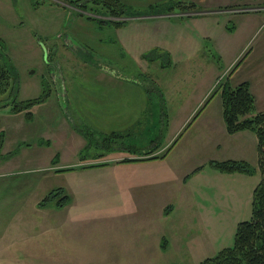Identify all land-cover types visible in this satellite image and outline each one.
I'll return each instance as SVG.
<instances>
[{
    "label": "rangeland",
    "instance_id": "1",
    "mask_svg": "<svg viewBox=\"0 0 264 264\" xmlns=\"http://www.w3.org/2000/svg\"><path fill=\"white\" fill-rule=\"evenodd\" d=\"M189 1L195 6L187 10L208 12L172 21L177 31L171 23L163 36L169 52L150 46L140 56L120 44L127 33L136 49L148 46L152 23L143 29V22L121 27L116 22L160 11L178 13ZM208 1L216 0H0V62L14 86L10 95L9 90L0 93L4 147L23 144V136L31 144H48L39 150L46 153L42 162L65 161L64 170L41 180L94 195V210L78 216L93 228L88 239L99 242L101 250L109 248V235L126 240L127 251L115 252L111 244V251L69 264H198L231 246L237 223L249 219L260 171L257 160L242 158L253 156L254 148L257 159L255 133L212 150L201 128L209 124V113L221 108L223 82L249 80L263 89L264 24L246 37L242 24L250 14L228 12L236 6ZM105 4L119 15L111 17ZM258 95L256 110L264 103L262 91ZM38 97L28 106L29 115H8L9 105L2 106ZM105 104L113 111H104ZM190 108L205 111L174 134L172 128ZM64 121L78 135L71 130L57 134ZM81 136L87 143L77 153ZM152 150L162 153L148 161H121ZM226 159L245 160L252 170L221 171L211 163ZM90 161L96 164L87 165ZM2 210L8 211L7 205H0ZM84 224L76 221L74 230ZM162 240L166 248H160ZM0 264L59 261L7 254Z\"/></svg>",
    "mask_w": 264,
    "mask_h": 264
},
{
    "label": "crops",
    "instance_id": "2",
    "mask_svg": "<svg viewBox=\"0 0 264 264\" xmlns=\"http://www.w3.org/2000/svg\"><path fill=\"white\" fill-rule=\"evenodd\" d=\"M189 2L195 3V1ZM207 4L236 6L231 9L228 8L225 11L250 14L242 24V31L246 37L253 36L261 25L264 24V0H216L210 2L208 1ZM207 12L208 11L201 12L196 10H181L178 13L161 11L144 16L127 17L125 18V21L119 25L120 27L130 21L132 23L131 25L143 22L145 23V25L143 24L144 29L147 24L151 22L152 30L148 35L152 38V40L148 41V46L136 49L135 46L137 43L133 44V42L129 39L130 37H128L129 34L127 35L126 33L127 36L125 34L124 36H121L120 44L127 52L130 51L136 55L139 54L140 56H142L144 51H146L145 48H149L150 46L159 47L165 51L167 47L165 45V41L163 40V36L166 37L170 33L171 23L173 24L172 30L177 31L176 26L172 21L197 17L199 14ZM185 46L186 45H183L184 48ZM262 47L264 48V45H262ZM169 51L170 50L167 52ZM261 68L260 83L263 84L264 63ZM233 73L234 71L230 74V76H232ZM240 81L243 80L240 79L236 82L238 83ZM255 84L256 83L249 81L250 89L255 97V103L257 104V102H259L258 99L262 98V96L258 95V93L262 91L264 94V87L263 89L260 87L255 88ZM200 96L201 95H198L196 100H200L201 102ZM107 106L108 105L105 104L104 111H113L111 107L107 109ZM257 106L258 110L264 109V103H259ZM7 111L8 115L12 113L15 115L23 112ZM204 111L205 110L203 109L202 111L195 113L194 109L190 108L183 114L182 118L179 119L177 123L178 125L172 128L175 130L174 134L181 130L187 120L190 122L192 118L196 119L197 116L201 115ZM173 113L175 116V112ZM209 115V124L201 128V132H204L205 135L207 134V143L209 144V148L212 150H216L220 147L223 141H228L229 139L234 140L237 143L241 141L243 142L245 138H247V140L249 139L250 131L248 130L227 133L221 108L211 114L209 113ZM60 123L61 122H59L57 134L59 133V130H63V132L65 130H71V132L73 131V134L78 133L77 130L69 124L65 125V121L61 123L62 125H60ZM173 125H175L174 122ZM174 136L175 135H172L171 138ZM81 137H79L81 144L76 149L78 152L75 150V153H79V150L81 151L87 143V139L85 140ZM25 138L26 136L21 138V140H23V144L17 143L12 147L5 148L3 141L0 147L2 155H6L4 157H0V205H2L3 208H5V205L8 207V211H0V258L9 254L10 257L13 258L22 257L27 260H32L34 258L38 260L51 259L59 261V264H69L68 262H73L74 260L88 261L89 255H94L97 251H111V244L116 247L114 249L115 252L119 250L127 251V247L125 246L126 240L124 239L113 240L111 235H109L108 239L105 241L109 242V248L105 249L104 247L103 250L97 248V244H99V242L88 239L93 236L91 235L93 228H91L83 218H78V216L84 213H91L94 210V195L89 191L67 192L59 186H53L48 181H42V178L46 179L49 175H56L59 171L64 170V168L60 166L65 161L59 163L58 159L52 165V158H47V161L49 159L48 162H42V158H46V156H44L46 153L39 150L43 146L47 148L48 144H42L39 141L31 144L30 142L24 141ZM252 142L255 143V139ZM37 151L39 152L37 153ZM71 151L74 152V148H71ZM252 151L253 156L250 158H238L255 162L257 159L255 157L254 148ZM160 153H162V150H152L146 155L141 154L137 156L132 154L124 157V159L142 158L135 161H148V156H156ZM120 158L121 157H116L115 159L120 160ZM86 164L90 165L96 163H94V161H90ZM65 168L69 167L67 166ZM41 170H46V172L41 173ZM33 181L34 183H32ZM19 185L29 188L20 190L18 188ZM8 189L10 190L7 193L6 191ZM3 192H5L4 195H2ZM106 193L110 194L109 192ZM76 198H78L79 206H77L74 202V200L76 201ZM1 214H3V217ZM76 221L78 223L83 222L86 224H84V228L81 231H77L78 229L74 230V223ZM162 242L164 241L162 240ZM4 245L8 247V253L6 252ZM160 248H166V243L164 242V246H161L160 242ZM137 256L139 259H142L141 255L137 254Z\"/></svg>",
    "mask_w": 264,
    "mask_h": 264
},
{
    "label": "trees",
    "instance_id": "3",
    "mask_svg": "<svg viewBox=\"0 0 264 264\" xmlns=\"http://www.w3.org/2000/svg\"><path fill=\"white\" fill-rule=\"evenodd\" d=\"M115 0H113L114 2ZM106 5V4H105ZM111 17L118 16L119 11L106 5ZM195 4L188 2V7L193 8ZM161 12V11H160ZM106 13V12H105ZM123 22H116L120 25ZM153 53V52H150ZM10 75L8 69L0 62V93L9 90V95L13 92L14 86L9 81ZM220 98L222 117L227 133L248 130L255 133L257 138V165L260 171V177L256 183L251 201V215L249 219L242 220L237 223L234 232V242L231 246L221 248L216 254L207 256L198 264H264V109H255V97L250 89L247 80L240 81L235 85L229 84L227 81L220 84ZM38 98H28L16 102L12 99L10 102L2 106L9 105L8 110L11 112L26 111L28 106L40 101ZM2 136V133L0 134ZM3 142L0 137V147ZM143 153L142 155L149 154ZM141 155V154H134ZM0 153V157H4ZM158 157L148 156L147 159ZM142 158L122 159L140 160ZM146 159V158H145ZM54 161V159H53ZM211 163L221 171H243L250 172L252 168L245 160L226 159L222 161L212 160ZM161 246H164L162 242Z\"/></svg>",
    "mask_w": 264,
    "mask_h": 264
}]
</instances>
